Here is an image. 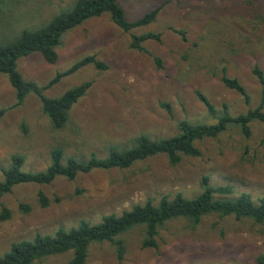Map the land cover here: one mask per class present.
<instances>
[{"label":"rangeland","instance_id":"rangeland-1","mask_svg":"<svg viewBox=\"0 0 264 264\" xmlns=\"http://www.w3.org/2000/svg\"><path fill=\"white\" fill-rule=\"evenodd\" d=\"M73 1L7 0L0 4V42L47 23ZM119 5L130 22L154 10L158 14L152 24L129 33L104 14L67 32L54 64L38 54L18 62L22 77L39 86L87 56L108 66L104 71L86 66L45 91V97L56 99L83 82L92 83L69 111L62 130L50 127L34 95L14 107V90L0 75V109H6L0 118V170L15 154L24 158V172H39L49 166L50 151L56 147L66 158H105L110 148H128L140 135L172 137L183 120L215 124L197 91L217 116L245 114L258 105L261 89L252 69L257 66L264 74V0H120ZM148 32L160 36L158 42L143 44L148 53L129 48L132 34ZM223 69L245 89L248 105L223 85ZM161 104H168L170 112ZM250 128L248 138L231 128L197 142L200 156L184 157L174 167L158 155L128 170L93 171L72 181L57 177L49 185L14 187L0 199V213L2 207L9 211V218L0 221V256L12 243L76 227L80 221L96 224L103 216H118L148 200L157 204L161 197L176 194L194 198L206 176L213 187L228 185L234 196L247 193L256 201L264 195V126L253 122ZM39 192L49 201L46 208L39 206ZM120 238L125 244L122 260L111 244L102 243L90 246L86 264H257V258L264 257V225L217 215L194 226L185 219L167 222L159 229L155 248L141 247L140 227ZM69 259L65 254L37 264H67Z\"/></svg>","mask_w":264,"mask_h":264},{"label":"trees","instance_id":"trees-1","mask_svg":"<svg viewBox=\"0 0 264 264\" xmlns=\"http://www.w3.org/2000/svg\"><path fill=\"white\" fill-rule=\"evenodd\" d=\"M7 0H0V4ZM120 0H74L66 9L53 16L47 23L21 30L11 38L0 42V75L7 78L15 93L14 107L20 106L28 95H34L41 103L43 114L48 118L50 127L55 131L65 128L69 120V111L83 98L91 82L86 81L66 91L61 97L50 99L44 93L61 79L70 76L86 66H93L97 71L107 70L108 66L94 56H87L75 62L68 69L57 73L45 85L39 86L25 80L18 70L19 60L33 54L40 55L47 63L54 64L57 60L56 49L60 46L63 36L93 18L108 14L110 21L124 32L152 24L157 17L158 10L151 11L140 19L127 21L125 12L119 5ZM183 36V32H177ZM147 41H160V36L152 32L131 35L129 48L131 50L148 53L143 47ZM157 67L161 61L153 57ZM223 74L221 82L232 91L238 93L249 104V96L237 79ZM252 74L260 85V99L258 105L246 111L245 114L230 116L217 111L210 101L200 92L196 97L203 104L209 116L216 119L215 124H191L187 121L178 122V133L169 138L151 139L140 135L134 138L128 148L112 147L105 158H98L91 154L86 160L73 157L66 158L61 147L50 151L49 166L39 172H24L22 167L24 158L12 155L10 164L1 168L0 199L11 193L18 185H49L57 177L68 181L74 180L80 174L93 171L128 170L136 163L143 162L158 155H163L170 166L178 165L182 158H197L200 151L196 143L204 139H215L231 128H236L248 138L251 133L250 125L258 122L264 126V74L257 67H253ZM170 112L168 104H161ZM6 109H0V118ZM201 192L194 198L187 199L176 194L172 199L167 196L160 198L157 204L150 200L144 204L132 205L120 215L103 216L96 224L80 221L76 227L69 229L58 228L53 234H37L31 240L12 243L9 250L0 256V264H37L50 257L70 254L67 264H86L89 248L93 244L109 243L115 248L118 260H122L125 253L123 234L134 228H142L144 238L142 248H155L159 229L167 222L185 219L193 226L202 218L217 215L232 217L236 221L249 220L258 225H264V195L253 201L247 193L234 196L231 186L213 187L208 176L203 177L200 184ZM41 208H46L48 199L43 193H38ZM24 212H29L28 205H20ZM9 218V211L1 208L0 221ZM257 264H264V257L256 260Z\"/></svg>","mask_w":264,"mask_h":264}]
</instances>
